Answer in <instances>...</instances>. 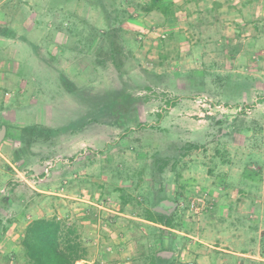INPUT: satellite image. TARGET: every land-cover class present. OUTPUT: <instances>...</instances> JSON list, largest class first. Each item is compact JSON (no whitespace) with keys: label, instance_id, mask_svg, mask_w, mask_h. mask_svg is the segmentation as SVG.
I'll return each instance as SVG.
<instances>
[{"label":"rangeland","instance_id":"rangeland-1","mask_svg":"<svg viewBox=\"0 0 264 264\" xmlns=\"http://www.w3.org/2000/svg\"><path fill=\"white\" fill-rule=\"evenodd\" d=\"M147 1L0 0V264L36 217L79 264H264V0Z\"/></svg>","mask_w":264,"mask_h":264},{"label":"trees","instance_id":"trees-1","mask_svg":"<svg viewBox=\"0 0 264 264\" xmlns=\"http://www.w3.org/2000/svg\"><path fill=\"white\" fill-rule=\"evenodd\" d=\"M165 1L167 0H148L144 10L147 12L159 10L167 14L172 4H166ZM22 132L23 134H36V129L35 127L26 128ZM192 148L195 149L196 146ZM160 203L161 201L154 209L147 211L145 219L165 228H174L172 214L175 207L165 209ZM20 245L24 250L26 264H79L88 256V249L77 228L58 217L32 219L24 230ZM162 259L154 255L151 258V264H158V261Z\"/></svg>","mask_w":264,"mask_h":264},{"label":"water","instance_id":"water-1","mask_svg":"<svg viewBox=\"0 0 264 264\" xmlns=\"http://www.w3.org/2000/svg\"><path fill=\"white\" fill-rule=\"evenodd\" d=\"M3 135H4V129L0 134V141H2ZM160 205L162 208H165V209L174 208L176 206V204L170 200H164L160 203Z\"/></svg>","mask_w":264,"mask_h":264},{"label":"built area","instance_id":"built-area-1","mask_svg":"<svg viewBox=\"0 0 264 264\" xmlns=\"http://www.w3.org/2000/svg\"><path fill=\"white\" fill-rule=\"evenodd\" d=\"M198 201V202H197ZM197 201H194L192 204H191V206L193 207V208H195L197 205H199V203L200 202H202V200H197Z\"/></svg>","mask_w":264,"mask_h":264},{"label":"crops","instance_id":"crops-1","mask_svg":"<svg viewBox=\"0 0 264 264\" xmlns=\"http://www.w3.org/2000/svg\"><path fill=\"white\" fill-rule=\"evenodd\" d=\"M171 201V200H170ZM173 202V201H172Z\"/></svg>","mask_w":264,"mask_h":264}]
</instances>
